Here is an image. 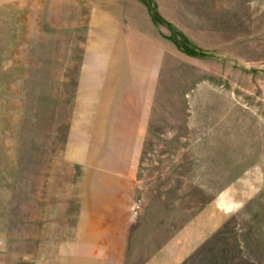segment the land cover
I'll return each instance as SVG.
<instances>
[{"label":"rangeland","instance_id":"374dc122","mask_svg":"<svg viewBox=\"0 0 264 264\" xmlns=\"http://www.w3.org/2000/svg\"><path fill=\"white\" fill-rule=\"evenodd\" d=\"M0 264H264V0H0Z\"/></svg>","mask_w":264,"mask_h":264},{"label":"crops","instance_id":"0c3cea01","mask_svg":"<svg viewBox=\"0 0 264 264\" xmlns=\"http://www.w3.org/2000/svg\"><path fill=\"white\" fill-rule=\"evenodd\" d=\"M121 39V36H120V38H117V40H116V38H115V43H114V45L116 46V41H118L119 42V40ZM121 42V41H120ZM119 45V44H118Z\"/></svg>","mask_w":264,"mask_h":264}]
</instances>
